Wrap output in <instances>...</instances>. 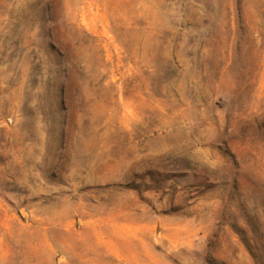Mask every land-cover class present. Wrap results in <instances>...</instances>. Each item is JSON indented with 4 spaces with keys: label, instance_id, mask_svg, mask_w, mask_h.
<instances>
[{
    "label": "rangeland",
    "instance_id": "1",
    "mask_svg": "<svg viewBox=\"0 0 264 264\" xmlns=\"http://www.w3.org/2000/svg\"><path fill=\"white\" fill-rule=\"evenodd\" d=\"M0 264H264V0H0Z\"/></svg>",
    "mask_w": 264,
    "mask_h": 264
}]
</instances>
